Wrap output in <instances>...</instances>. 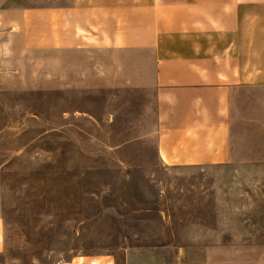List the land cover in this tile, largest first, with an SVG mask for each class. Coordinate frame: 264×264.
<instances>
[{
  "label": "rangeland",
  "instance_id": "rangeland-1",
  "mask_svg": "<svg viewBox=\"0 0 264 264\" xmlns=\"http://www.w3.org/2000/svg\"><path fill=\"white\" fill-rule=\"evenodd\" d=\"M92 4L0 0V264H264V8L234 45L232 161L175 168L151 52L111 42L140 11Z\"/></svg>",
  "mask_w": 264,
  "mask_h": 264
},
{
  "label": "crops",
  "instance_id": "crops-1",
  "mask_svg": "<svg viewBox=\"0 0 264 264\" xmlns=\"http://www.w3.org/2000/svg\"><path fill=\"white\" fill-rule=\"evenodd\" d=\"M252 3H259L246 7ZM264 0H93L94 11H140L110 24L111 42L153 56L151 88L156 107V147L169 167L223 165L235 139L234 88L249 83L237 49L257 39L250 11ZM136 27V28H135ZM243 46V47H244ZM232 140V141H233ZM3 231L0 220V251Z\"/></svg>",
  "mask_w": 264,
  "mask_h": 264
}]
</instances>
